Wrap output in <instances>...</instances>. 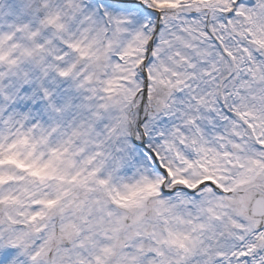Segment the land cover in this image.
<instances>
[{"label":"snow or ice","instance_id":"snow-or-ice-1","mask_svg":"<svg viewBox=\"0 0 264 264\" xmlns=\"http://www.w3.org/2000/svg\"><path fill=\"white\" fill-rule=\"evenodd\" d=\"M0 264H264V0H0Z\"/></svg>","mask_w":264,"mask_h":264}]
</instances>
